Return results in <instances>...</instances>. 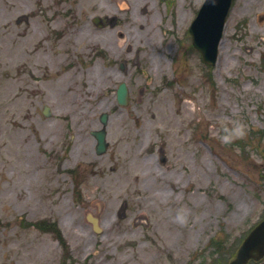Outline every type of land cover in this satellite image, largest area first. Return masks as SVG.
Masks as SVG:
<instances>
[{"label":"rangeland","instance_id":"rangeland-1","mask_svg":"<svg viewBox=\"0 0 264 264\" xmlns=\"http://www.w3.org/2000/svg\"><path fill=\"white\" fill-rule=\"evenodd\" d=\"M127 1L0 0V264H59L48 219L66 264H228L264 215V0H235L214 66L188 33L204 0Z\"/></svg>","mask_w":264,"mask_h":264},{"label":"water","instance_id":"water-1","mask_svg":"<svg viewBox=\"0 0 264 264\" xmlns=\"http://www.w3.org/2000/svg\"><path fill=\"white\" fill-rule=\"evenodd\" d=\"M233 0H205L199 13L190 27L192 44L207 64H214L218 55V46L222 39L223 29ZM98 21L97 19L95 20ZM126 89L121 84L117 91L119 104H125ZM101 122L106 124V115L101 116ZM97 139V152L103 153L106 149L104 129L93 133ZM94 230L98 231L97 220L91 219ZM264 255V220L256 226L238 249L236 258L230 264H245L249 259H258Z\"/></svg>","mask_w":264,"mask_h":264},{"label":"bare ground","instance_id":"bare-ground-1","mask_svg":"<svg viewBox=\"0 0 264 264\" xmlns=\"http://www.w3.org/2000/svg\"><path fill=\"white\" fill-rule=\"evenodd\" d=\"M117 3V6L120 11H128L129 10V2L127 0H114ZM143 0H135V18L140 19V17H144L145 15L148 14V10L145 4H143ZM156 17V16H155ZM153 19H155L153 17ZM20 20V17H18V21ZM139 29H143V25L140 24L138 26ZM117 47L119 49L125 48L126 51H129L131 49V45L128 44L127 39L119 33L118 35V41H117Z\"/></svg>","mask_w":264,"mask_h":264},{"label":"trees","instance_id":"trees-1","mask_svg":"<svg viewBox=\"0 0 264 264\" xmlns=\"http://www.w3.org/2000/svg\"><path fill=\"white\" fill-rule=\"evenodd\" d=\"M58 235H59V234H58ZM222 251H223V249H222ZM220 252H221V250H217V251H216V253H218L219 255L221 254Z\"/></svg>","mask_w":264,"mask_h":264},{"label":"clouds","instance_id":"clouds-1","mask_svg":"<svg viewBox=\"0 0 264 264\" xmlns=\"http://www.w3.org/2000/svg\"><path fill=\"white\" fill-rule=\"evenodd\" d=\"M225 139L227 140L228 138H227V137H225Z\"/></svg>","mask_w":264,"mask_h":264}]
</instances>
